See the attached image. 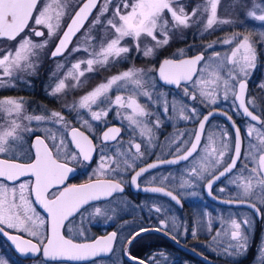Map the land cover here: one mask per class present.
<instances>
[{"label": "snow or ice", "instance_id": "obj_1", "mask_svg": "<svg viewBox=\"0 0 264 264\" xmlns=\"http://www.w3.org/2000/svg\"><path fill=\"white\" fill-rule=\"evenodd\" d=\"M221 0H206L204 5H196L191 12L186 11V5L181 4L178 0H120L115 5V10L111 16L105 17L111 0H103V3L91 20L89 28L85 31L83 45H78L73 48V52L85 51L89 53L90 58L87 60H80L72 64L67 71L64 78L60 79L50 95H58L62 93L68 85L66 80L73 79L76 83L72 86H77L80 81L79 78L85 75V70H81V64L86 63V71L92 72L95 64L102 66L107 65L109 61L115 62L120 59L122 55L131 51L127 44L122 42L126 39L132 41V45L137 52H142L145 57L155 55L157 48H162L169 44L173 33L179 28H189L193 24L205 18L203 31L213 29L216 25H231L237 21L232 18H222L218 16V6ZM38 0H0V38L8 40H16L29 28V23L34 19L33 13L36 10ZM57 4L58 10L55 13L56 23H52L53 16L50 14L52 4L46 5L39 11L38 16L35 17V25H43L48 29V38L56 34L59 29L62 17L66 14L63 6L59 4L58 0H53ZM99 0H83L78 10L71 16L70 22L63 31L59 42L56 45L51 56L63 55L67 50L68 45L72 43L73 37L84 28L85 22L89 21L93 10L97 8ZM235 7H240L244 4V0H233ZM200 13L198 16L197 13ZM245 16L248 19L264 23V3H256L252 0L251 6H246ZM195 17V19H193ZM243 23V21H241ZM97 25L102 26V30L107 33L108 30L113 32L112 38L107 42H101L99 51H95L91 47V41L95 37L90 35L92 29ZM36 37L44 36L43 31L32 29ZM251 32L244 34L241 32H233L231 35L220 41L223 44H231L233 48L230 55H226L220 59V53H215L216 61L203 66V71L206 75H201L200 79L194 80L193 77L197 73L198 65L205 60L201 53L192 58L180 59H165L159 67V77L167 84L181 87V82L187 84L192 82L199 90V97L202 102L208 104H216L219 95L218 89L223 88L224 99L228 98L231 91L235 101H238V108L243 111L244 116L249 117L251 121H255L257 125H264V120L259 114H254L249 110L245 102V93L247 89L246 79H239V75L247 76L248 69L254 67L256 60V47L252 38ZM264 37V33H261ZM147 37L154 43L144 44L142 47L141 38ZM48 43L45 40L43 43H34L28 36H24L18 42V47L15 48L14 54L9 51L0 57V69L3 71V76L11 77L14 71H27V69L34 68L30 57L34 55V49L44 48ZM208 47H213L209 44ZM183 56V49L179 50ZM124 58H127L124 55ZM231 66V67H229ZM60 67H63L60 65ZM235 83H229V81ZM4 81L0 79V85ZM133 85L132 94L127 98L122 95H116L112 100L108 93L117 86L119 88H127ZM146 86L150 85V78L143 69L130 68L122 73L111 77L106 83H102L89 92L87 95L81 97L78 107L86 109L93 121H101L102 117H107L111 108L101 107L97 111L92 110L93 105L111 104L119 108H127L131 110L129 115L124 118L129 121V124L139 129L141 137H147L149 143L152 138V128L148 127L147 121L144 119L150 113L137 100V95H144L151 99L149 91L145 90ZM264 87V86H262ZM184 94L192 100L197 99L195 92H190L187 87L184 88ZM248 104H252L255 108L253 100L249 99ZM165 113L168 112L167 105L164 108ZM173 111H176V105L173 104ZM0 113L5 114L8 119L5 123H0V155L14 153L16 145L23 140L22 132H31L33 129L28 125L22 123L23 120L36 121L37 123L51 121L55 124L67 126L62 113L52 111L50 115H27L24 114V103L22 99L4 98L0 99ZM119 115V113H118ZM179 115L181 119L189 120L196 118L198 113L195 108L190 110V114L186 112V106L179 108ZM211 113L204 115L203 119L199 121L198 130L191 133L192 139L183 140L184 147H177L178 155L173 160L165 161V163H179L180 161H189L192 158L193 166L188 171V176L197 181H204L208 194L212 195L213 185L222 177L233 173L237 168L238 161L242 158V140L239 127L235 128V142L234 154L230 157L228 162H225L224 157L228 151V134L223 133V139L218 134H209L207 142L202 144V136L204 135L205 124L209 119ZM229 120L232 118L229 116ZM89 130L92 125L85 120L83 122ZM155 126H160L159 119L154 121ZM120 134V128H108L102 134V140L106 143L108 141L116 140ZM247 136L253 138L255 135L256 143L249 140L248 151L243 156L245 163L240 169V175H237L229 182L234 184L239 190L237 199L235 201H226L229 203H244L248 207L254 208L257 213L260 208L257 207L252 199L259 200L264 204V127L258 128L256 125H249L247 128ZM70 135L72 143L75 145L77 152L71 156L75 160L77 157H82L85 161H91L92 154L95 151V145L92 139L77 128H72ZM183 136V133L180 134ZM53 141L52 146L46 143L44 138L35 137V142L32 148L35 150L34 156L29 154L26 161H20L15 156L12 159H0V178L5 180H17L21 176L34 177V185L29 188L28 185L21 184L19 194L15 188L9 189L6 186H0V233H3L15 245L18 252L27 254L29 252L35 253L40 250V245H43L44 256L52 260H80L86 259L90 256L96 255L98 252H107L112 248V244L116 239V233L96 240L94 243H76L71 238H65L61 233V229L65 226V221L81 207L91 200L100 199L102 196H110L112 193L120 191L123 192L122 184L116 179L96 180L95 182L73 185L71 187L64 186L59 189L58 186L63 185L68 177V174L73 171L68 166L66 160H61L60 150L64 147V140L60 139L56 143V136L54 134L48 137ZM173 142H177L174 138ZM134 148L135 153L132 154L130 160L128 153L120 149L117 150L116 156H124L123 164L127 168L135 169L134 161L137 158L143 157L144 152L141 151V144L130 141V149ZM129 149V150H130ZM198 157V158H197ZM115 164L116 167L112 168ZM223 167L221 168V166ZM157 164H149L147 167H141L135 174L131 176V184L139 187L138 179L147 172L150 168L157 167ZM101 175H104L111 169L113 172L121 171V161L111 157H101V164L99 166ZM244 173H247L246 175ZM192 179H185L181 182V187L191 186ZM52 188H57V192H51ZM144 191H151L155 193H162L165 196L171 197L172 200L180 204L177 195L172 191L166 190L164 187H145ZM220 192H224L225 188L221 187ZM30 192L35 196V203L41 206L47 217L50 220V234L44 237L40 229L45 224V219L37 214L36 209L32 206L33 201L26 195ZM156 211H160L159 208ZM101 210L96 209V214L99 215ZM174 223V222H173ZM245 224L250 221L245 219ZM167 224L162 221L161 228L155 229L161 231ZM231 237L238 241L237 247L243 248L246 242V236L241 231V223L235 219L230 220ZM6 229H13L17 233H27L28 236L35 237L36 243L30 239H24L21 235H10ZM141 231H147L141 229ZM140 235V232L135 233V236ZM193 237L196 232L193 231ZM219 235V233H217ZM132 237V239L135 238ZM132 239L127 242L130 244ZM136 259L135 257H129ZM0 264H7L4 259H0ZM139 264H144L139 261Z\"/></svg>", "mask_w": 264, "mask_h": 264}, {"label": "flooded vegetation", "instance_id": "obj_2", "mask_svg": "<svg viewBox=\"0 0 264 264\" xmlns=\"http://www.w3.org/2000/svg\"><path fill=\"white\" fill-rule=\"evenodd\" d=\"M40 1L41 0H39L37 3L36 10L34 11L33 16H35V14L37 13V8ZM82 2L83 0H66V21L64 22V24L59 26L60 29L57 30L59 36L55 39L51 51L56 45L60 35L65 30L66 25L71 19V16L74 15L76 10H78ZM119 2L120 0H111L108 12L105 17H102V19H106L107 17L111 16L115 10V5ZM102 3L103 0H99L97 8L93 10L92 16L89 17V21L85 22L84 28H82L81 31L77 33L75 37H73L72 43L69 44L67 50L64 51L63 55L78 42L81 35L84 34L85 31L89 28L91 20L98 13ZM32 29L38 30L39 28L34 27V25H32L30 21L29 28L25 29V32L21 33V36L28 33L32 36V39L34 38L36 40L40 38L34 35ZM104 32L105 31L102 30L101 25H97L94 29H92L90 35L95 37V40L91 41L92 48H95L97 43L101 44L102 41L105 42L110 37L112 38L113 32L111 30H108L107 38L102 39V34ZM21 36L17 37L16 40L0 38V44H14L18 41V39L21 38ZM123 44L130 45L131 47V44H129V42H123ZM199 45L200 44L197 41L169 42L168 45L156 49L155 55L147 58H140V55H138L136 58L133 57L134 49L131 48V51L125 54L127 58H124L123 56L122 58L115 60V62H112L110 60L109 63L104 66L97 64L98 67L96 71H107L111 69V74L113 75L118 72L119 66L123 67L122 64L126 61H128V64L132 62L135 64V62H137L139 63V65L142 64L143 67L149 68V71H147L149 72L150 77L153 79V87L148 88V86H146L147 89L145 90L150 92L152 98L148 99V97L142 94L139 96L137 95L136 98L150 113L149 116H146L143 119L147 121L148 127L152 128L151 143H149L147 137H141L139 131L137 129L134 130V126L130 125L129 121L124 118L126 115H129L131 113L130 109L119 108L108 103L100 104L98 102L97 105L92 106L93 111H97L101 107L111 108V110L108 112L107 117H102L101 121H93L91 119L90 113L86 109H80V113L81 115H83L82 119L84 121L87 120L92 125L91 130H89V128L85 124H79L75 120V116H72L73 113L70 110L67 111L68 113H66L68 114L66 118L69 124L66 126L67 129L64 133V137L61 138L64 140V147L66 148L67 153L66 158H70L77 152V150L72 146V137L70 135L72 128H77L80 131H83L85 135L92 139L93 144L95 145V151L93 152L91 161H85L82 157L79 156L75 160H66L68 166L72 168L73 171L68 174V177L65 180L64 184L58 186L59 189H63L65 185L68 187H71L73 185L78 186L95 182L98 179L103 180L111 178L119 180L121 182L123 192H114L104 200L92 202L87 204L86 206L81 207L78 212L70 216L68 220L64 222L65 226L61 229V233L65 236V238H71L76 243H90L95 240L102 239L115 232L116 239L112 244L111 250L107 252L101 251L99 252L101 253L99 256L94 257L88 261H78L72 263L69 261H53L45 259L42 254L43 245H40V250L37 253L29 252L28 255L24 254L23 257H19L12 250H10L9 246L4 242L10 250V253L8 252V254L10 255V259H8L9 263L11 262L10 264H137L136 262L130 260V256L136 258L133 260L143 261L144 264H162V257H160V261L158 259L159 254L164 255L165 257H167L168 254H174L175 256H177L178 258L174 259L172 264H203L201 261L180 251L165 237L157 233L144 232L132 239V237L135 236V233L142 232L141 229L150 230L161 228L162 221L167 224V227L168 225L173 226L174 232L167 227H164L160 232L167 234L181 246L194 251L208 259H210L209 257L216 256L221 260V264L255 263V259L257 256V247L260 243L259 227L261 210L260 218L257 219L249 210L246 209L254 217L256 223L252 235L251 245L246 249L244 254H241L240 256L236 255L235 258H224L222 255L209 252L208 249L211 245L210 238L206 234L202 224L206 213H208L207 210L211 211L212 207H217L220 209L239 208L221 206L208 199L205 191L206 183L204 181H197L194 178H190L188 176V171L193 166L192 158H190L189 161H181L171 166H162L159 168L148 170L138 179L137 183L139 187L131 184V176L134 175L135 171H138L139 168L145 167L155 161H166L169 159H174L176 155H178V153L176 152V148L184 147L182 143L183 140L190 141L192 139V137L187 138L188 135L186 137L182 136L181 138L178 136L177 130H179L181 127L179 125V117L177 115L178 113L176 114L172 111V104L181 103L184 101L183 89L185 87H188L191 82L188 84H182L179 88H170L163 86L156 79V69L159 63L164 59H180L184 57H191L196 54H201ZM180 49H183V56H181L179 52ZM85 54L87 53L83 50L77 51L76 53H74V55L72 54L69 61L74 60L77 57L83 58L85 57ZM63 55H60L58 58H54L51 60H49L47 57L48 60H46L48 63H53V60L57 61L61 57H63ZM67 64L69 65L70 62ZM68 65L65 66L68 67ZM48 68L40 69V67L38 66L36 71H34L30 75L29 73H21V77L16 78V80L14 81V88H12L11 91H4L5 89H2L0 92H4L6 94L24 93L22 94L24 106L27 107L28 112L32 115H38L41 108H45L43 106L40 107V105L43 104V98L46 99V97L49 98L50 96L52 98V95L49 94V89L46 88L47 86H49L48 81L50 77L46 74V70ZM123 68L124 70H126V67ZM97 75L103 76L104 74L89 73V75L85 74L83 77H81V80H79L80 83L75 87L72 86L73 90L66 91L67 93L64 94L66 99H68V102L71 101L74 96H77L79 93L83 92L82 89H84V94L87 93L85 92L87 90V84H89L93 78L98 77ZM113 75L109 76L105 74V77L103 78L105 80L101 79L100 77L99 80H101L102 83H106L111 77H113ZM70 79L71 78H69V81ZM75 83L73 82L72 85ZM78 87L83 88L77 90ZM133 87L134 86L131 84H129L126 89L113 86V88L108 93V96L112 100L115 99L116 95H122L123 97L127 98L132 94ZM73 91H76V95L73 94ZM187 99V114H190V110L192 108H195L198 113V116L196 117L197 121L196 123H194V128L192 131L193 133L200 118L208 111L215 108L200 109L197 106L193 105L195 100H192L189 97H187ZM56 100L57 99H55L54 101L46 100L47 108L52 110L55 109V104L58 102ZM166 105L168 107L167 113H165L164 111ZM157 113H159V116L155 115ZM229 114L237 123L240 131V121H245L252 124L251 122L241 118L238 112H235V114L240 118V120H237L232 113ZM154 119H159L160 121V126L158 128L154 124ZM217 120L222 122V124H224V126L229 129L221 119L212 118L205 127L204 135L209 126L211 124H214ZM108 128H120V134L117 136L116 140L108 141L105 143L101 137L103 132ZM204 135L202 136V144L205 140ZM37 136L44 138L46 143L49 144L50 147L52 146V143L39 133H32L29 136L26 145L28 146L31 155L33 156L34 150L32 148V144L34 138ZM174 138L177 142H173ZM59 141L60 139H57L56 143L58 144ZM130 141L140 143L141 151L144 152L143 157L137 158L134 161L135 169L127 168V166L122 163L125 159L124 156H116L117 150L120 149L121 151L128 153V158L130 160L132 154L135 153L134 148L130 149ZM232 149L228 159L225 160V162H228L230 160ZM102 156L119 159L121 161L122 170L119 172H113L111 171V169H109L107 173L101 175L99 166L101 164ZM61 157L62 156L60 155V158ZM240 165L241 160L238 161L237 168L233 170V173H230L213 186L212 195L214 197L223 200L237 199V194L232 193L235 185L232 186L228 184L226 180L238 170ZM115 167L116 165L113 164L112 168ZM222 167L223 165L221 166V168ZM185 179H192L193 182L191 186H180L181 182ZM0 183L7 185L8 187H16L17 193L19 194V186L21 184H25L28 185L29 188H31L34 185V177H21L15 180L13 183L0 178ZM145 187H164L166 190L172 191L174 195H177L178 199L180 200V204H177L176 201L168 198L163 194L146 192L143 190ZM221 187L225 188L224 192L219 191ZM57 190V188H52L50 190V193L57 192ZM26 195L33 201L32 206L36 209L37 214L45 219V224L40 229V231L44 237H47L50 234V220L47 217V214L44 212L43 208L34 202V194L26 192ZM232 195L234 197H229ZM97 208L101 210V213L99 215L96 214ZM157 208L160 209L159 212L156 211ZM213 214L214 212L208 213L210 217H213ZM6 231L13 235L19 234L24 239H30L33 241V243H36V238L28 236L27 233H17L13 229H6ZM193 231L196 232L195 237H193L192 235ZM0 239L3 241L1 236ZM129 239H132V242L130 244L127 242ZM3 257L7 259L6 256H2L1 259H3ZM163 264H166L165 260H163ZM260 264H264V256L262 257Z\"/></svg>", "mask_w": 264, "mask_h": 264}, {"label": "rangeland", "instance_id": "obj_3", "mask_svg": "<svg viewBox=\"0 0 264 264\" xmlns=\"http://www.w3.org/2000/svg\"><path fill=\"white\" fill-rule=\"evenodd\" d=\"M59 4L63 6V9L66 13V0H58ZM179 3L183 4H187L190 5V7H188V9L186 10L187 12H191L192 8H194L196 5H204L206 4V0H178ZM189 2H193V3H189ZM52 4V9L50 10V14L53 16V21L52 23L55 25L56 23V19H55V13L58 10L57 8V4L53 3V0H41L39 3V6L37 8V13L35 14L34 19L36 16H38L39 11L42 10L46 5L48 4ZM225 3V4H222ZM252 0H244V4H242L240 7H235L233 4V0H221L220 5L218 6V16L222 17V18H232L235 19L237 22L235 24H231V25H216L214 26L213 29H209L208 31H203V25L205 23V19H206V15L205 14V18L201 19L199 21V23L197 24H193L191 27L189 28H179L177 29L173 35H172V39L170 40V42H175V41H183V38L185 37L186 33H191L190 35L194 34L195 35V40L200 44V51L201 53H203L205 60L202 61V63L199 66L198 69V74L196 76V78L194 80L200 79L201 75H206V73H204L203 71V66H205L206 64L209 63H213L214 61H216V57H215V53H220V59H223L226 55H230L231 50L233 48V45L231 44H223L220 41H222L224 38H226L227 36L231 35L233 32H241L244 34H247L249 32H251L253 34L252 38L253 41L255 42V47H256V60L254 63V67L248 69V73L247 76H244L242 74L239 75V79H246L247 84H249V89H248V93H247V97H246V103L248 105V107L255 113V114H259L261 116V119L264 120V37L261 36V33H264V23L255 21V20H251L246 18L245 16V11H246V6H251ZM256 3H264V0H256ZM224 5V6H223ZM229 13H235L234 15H228ZM197 15L199 16L200 13L198 12ZM66 17L67 15L65 14L60 22V25L64 24V22L66 21ZM34 19L31 21L32 25H34V27L39 28L40 30H42L44 32V36H41L38 39H32V36L27 34H24L22 37L24 36H28L32 39V41L34 43H43L45 40H48L47 45L44 48H37L34 49V55H32L30 57L31 62L34 65V68H30L27 69V71H14L13 75L11 77H5L3 76V71L2 69H0V79H2L4 81V83L2 85H0V91L2 89H5L4 91H11L12 88H14V81L16 80V78L21 77V73H29L32 74L34 71H36L37 67L39 66L40 69L41 68H48L46 70V74L49 77V81H48V85L46 88L49 89V92L52 91V89L55 87L56 83L64 78L65 74L67 73V71L71 68L72 64L80 61V60H87L88 58H90L89 53L86 52L87 54H85V57L81 58V57H77L74 60L69 61V59L71 58L72 54L74 55L73 52V48L78 46V45H83L84 42V34L81 35L80 39L78 40V42L73 45L71 47V49L69 51H67L63 57H61L59 60L55 61L53 60V63H48L46 61L49 52L51 51L52 46L54 45L55 39L59 36V33L56 31V34L54 36H52L50 39L48 38V29L46 27H44L43 25H35L34 23ZM195 19V17L193 18ZM241 21H243V23H241ZM60 29V28H59ZM193 35V36H194ZM204 37H206L205 39H203ZM18 39L17 42H15L14 44H0V57H2L3 55H5L6 53H8L9 51L13 52L14 54V50L16 47H18V42L21 40ZM107 38V33H103L102 34V39ZM111 38V37H110ZM109 38V39H110ZM107 41H105L106 43ZM123 42L131 44L128 45L130 48L134 49V55L133 57H137L138 55H140V58H145V56L142 54V52H137L135 47L132 45V41L130 39H126ZM122 42V43H123ZM141 42H142V47L144 44H152L154 42H152L150 40V38L147 37H142L141 38ZM189 42V41H188ZM209 44H212L213 47H208ZM100 45L98 44L95 46L94 50L95 51H99L100 49ZM158 49V48H157ZM156 52V51H155ZM125 55V54H124ZM122 55V57L124 56ZM121 57V58H122ZM147 58V57H146ZM70 64L68 65L67 63ZM136 64V65H135ZM135 64L132 62L130 64H128V61L124 62L122 64L123 67H126V70L130 69V68H137V69H143L146 74H147V78H150V85L152 86H148V88L153 87V79L150 77L149 75V68L148 67H143V65H139V63L135 62ZM60 65H62L63 67H60ZM65 65H68V67H66ZM45 66V67H43ZM51 66V67H50ZM98 65L95 64L93 66V71L92 72H88L86 71L87 69V65L86 63L81 64V70H85V74H104L103 76H99L95 77L91 80V82L89 84H87L86 86V91L87 93H83L84 89H82L83 87H78L77 90L82 89L83 92L79 93L77 96H74L71 101L68 102V99H66V97L64 96L65 93H67L66 91H72L73 87H72V83L75 81L72 79L66 80V84L68 85V88H66L62 93L58 94V95H52L48 98L46 97V99L43 98L42 102L43 104L40 105V107H45V108H41L40 112L38 115L44 114V115H50V113L52 111H57L62 113V115L64 116L65 120L68 122L66 116L68 114L67 111H71L73 114L72 116H75V120L79 123V124H84V120L82 119L83 115H81L80 113V108L78 107L79 101L81 99V97L87 95L89 92H91L93 89H95L97 86H99L102 82L101 80H99V77L101 79H103L105 77V74L111 76L113 74H111V69L107 70V71H96L97 70ZM100 67V66H99ZM119 66L118 67V72L115 73V75H118L120 73H122L124 70V68ZM231 67V66H229ZM99 69V68H98ZM148 70V71H147ZM260 75V79L263 82H259V84L255 83V77L256 74ZM113 75V76H115ZM259 77V75H258ZM79 80H81V77L79 78ZM99 80V81H98ZM105 80V79H103ZM98 81V82H97ZM229 83H235L234 81H229ZM92 87V88H91ZM115 87V86H114ZM189 89L190 92H195L197 95V99L194 102V106H197L200 109H210V108H215V109H220V110H224L227 113H232L234 115V117L238 120H240L239 117H237V115L235 114L236 109L233 103V95L231 93V91L228 94V98L225 100L224 99V92H223V88L221 87L220 89H218L219 95L217 97V103L212 105V104H208L206 102H202L201 98L199 97V90L193 85V83L191 82L190 85H188L187 87ZM92 89V90H91ZM147 89V88H145ZM91 90V91H90ZM184 92V89H183ZM83 93V94H82ZM24 94V93H22ZM21 93H4V92H0V99H4V98H15V99H22L23 100V95ZM73 94L76 95V91H73ZM139 96V95H138ZM187 97L184 94V101L181 103H174L176 105V111H172L175 112L178 117H179V125L181 126L179 130H177L178 132V136L181 138L182 136L180 135L181 133H183V136L187 138L191 137V133L193 131L194 128V123H196L197 118H193V119H189V120H184L180 118L179 115V108L183 105L188 107L187 104ZM55 99H57L56 101H58L55 104V109H48L46 106V100L48 101H54ZM249 99L253 100L255 103V108L253 107L252 104H248ZM24 103V101H23ZM192 105V107H193ZM61 107V108H59ZM69 109H68V108ZM47 108V109H46ZM172 108H173V104H172ZM228 113V114H229ZM24 114L27 115H32L31 113L28 112L27 107L24 106ZM156 116H159V113L155 114ZM230 115V114H229ZM8 117L3 114L0 113V123H5L7 121ZM139 119H143V118H139ZM157 120V119H154ZM23 124L28 125L29 127H31L33 129V131L31 132H22V136H23V140L20 141L15 148V152L14 153H8L6 155H0V158H8V159H12L14 156L15 158H17L20 161H26L29 158V154H31L30 150L28 149L27 144V140L29 138V136L32 133H39L40 135H42L43 137H45L46 139H48L52 144L53 141L51 139H49V135L54 134L56 136V141L57 139H61L62 137H64V133L67 129V127H65L64 125L61 124H55L52 123L51 121H45V122H40L37 123L36 121H32L31 123H29V121L27 120H23L22 121ZM69 124V122L67 123V125ZM240 128L242 131V139H243V150H242V159H241V165L238 168V170L231 176L229 177L226 182L230 185H234L232 183H230L229 181L231 179H234L237 175H240V169L242 168L243 164L245 163V161L243 160V156L247 153L248 151V145H249V140L251 139L253 143H256L255 140V135L253 136V138H249L247 136V128L250 125V123L245 122V121H240ZM251 125H255V124H251ZM258 128L264 127V125H256ZM139 131V129H137ZM227 133L228 134V139H227V143L229 145L228 147V151L227 154L224 157V160H227L231 149H232V144H233V140H232V134L230 133L229 129H227L224 124H222V122L220 121H216L214 124H211L209 126V128L206 130V133L204 135V143L207 142V136L209 134H218L221 139H223V133ZM66 148L62 147L60 150V155L62 156V160H72L71 157L70 158H66ZM245 175L247 173H244ZM0 186H6L4 184L0 183ZM9 189H12L13 187H8ZM16 189V187H14ZM238 189L235 188L233 189L234 194L238 193ZM229 197H234L229 196ZM252 202H254L261 210V219H260V231H259V245L257 247V256L255 259V263L254 264H260L262 257L264 256V204L260 203L259 200L256 199H252ZM208 213L210 212H214V216L210 217L208 215V213H206L204 220L202 221L203 224V228L205 229L206 234L208 235V237L210 238V247H209V252L213 253V254H219L222 255L224 258H235L236 255H241L244 254L246 249L250 247L251 242H252V235H253V231H254V227H255V219L254 217L251 215V213L249 211H247L244 208H239V209H230V208H217V207H212L211 211L207 210ZM235 219L238 223H241V231L242 233L246 236V242L243 248H239L237 247L238 241L233 240L231 237V227H230V220ZM245 219H247L248 221H250L249 224H245L244 221ZM168 229L172 230L174 232L173 226L168 225L167 227ZM217 233H219V235H217ZM8 248L6 246V244L1 240L0 242V259L2 256H7L8 257ZM154 256V254H153ZM159 256V261H160V257H162V264H163V260L166 261V264H172L173 260L178 258L177 256H175L174 254H168L167 257H165L164 255H158ZM238 256V257H239ZM211 260L215 261V262H219L220 263V259L216 256L213 257H209ZM3 259L7 262V264H10L8 259L10 258H5L3 257ZM222 263V262H221ZM185 264H196V263H185Z\"/></svg>", "mask_w": 264, "mask_h": 264}, {"label": "water", "instance_id": "obj_4", "mask_svg": "<svg viewBox=\"0 0 264 264\" xmlns=\"http://www.w3.org/2000/svg\"><path fill=\"white\" fill-rule=\"evenodd\" d=\"M38 1H39V0H38ZM69 22H70V21H69ZM69 22H68V23H69ZM66 26H67V25H66ZM65 30H66V28H65ZM38 31H41V30L38 29ZM62 34H63V33H62ZM62 34L60 35V37L62 36ZM60 37H59V38H60ZM58 42H59V39H58L56 45L58 44ZM56 45H55L54 48L52 49L51 53L54 51ZM68 46H69V45H68ZM51 53L49 54V59H53V57L51 56ZM196 55H199V54H196ZM196 55H193V56H191V57H184V59L192 58V57H195ZM58 57H59V56H56V57H54V58H58ZM164 60H165V59H164ZM162 63H163V60L159 63V65H158V67H157V69H156V79H157V81H158L161 85H163V86L170 87V88H176L175 85L167 84V83H165L163 80L160 79V77H159V67H160V65H161ZM198 67H199V65H198ZM197 71H198V68H197ZM196 74H197V73H196ZM195 76H196V75H195ZM195 76L193 77V79L195 78ZM190 82H191V81H190ZM190 82H188V83H190ZM188 83H187V84H188ZM182 84H185V83H184V82H181V85H182ZM247 90H248V84H247V89H246V93H245V102H246ZM233 103H234V105H235V109L237 110V112L239 113V115L241 116V118H243V119H245V120H247V121H249V122H251V123L257 125L255 121H251L249 117L244 116L243 111L240 110V109L238 108V104H239V102H238V101H235L234 97H233ZM246 106H248L247 103H246ZM249 110L252 111L250 108H249ZM209 113H211V115L209 116V119H208V121L206 122L205 127H206L207 123H208L212 118H218V119H221V120L226 124V126L229 128V130L231 131L232 139H233V149H232V155H233V154H234V142H235V128L233 127V122H235L234 119H233V118H232V117H231L226 111H224V110H220V109H212V110L208 111V112H207L206 114H204V115H207V114H209ZM253 113H254V112H253ZM254 114H255V113H254ZM204 115H203V116H204ZM203 116L200 118V120L203 119ZM229 116L232 118L231 120L228 119ZM200 120H199V121H200ZM199 121H198V123H197V125H196V129H195V131L198 130ZM235 125H236V127H238V125H237L236 122H235ZM240 134H241V131H240ZM241 140H242V147H243L242 134H241ZM34 142H35V138H34V140H33V143H34ZM72 146H73L74 149H76V147H75L74 144H73ZM242 147H241V152H242ZM33 150H34V149H33ZM76 150H77V149H76ZM34 152H35V150H34ZM92 155H93V154H92ZM232 155H231V156H232ZM0 159H2V158H0ZM170 160H173V159H169V160H166V161H170ZM180 162H181V161H180ZM154 163L158 165V166L155 167V168H159V167H162V166H171V165H173V163H165V161H155V162H152V163H150V164H154ZM174 164H177V163H174ZM148 165H149V164H148ZM145 167H147V166H145ZM151 169H154V168H150L149 170H151ZM228 175H229V174H228ZM226 176H227V175H226ZM226 176H225V177H226ZM21 177H25V176H21ZM21 177H20V178H21ZM223 178H224V177H222L221 179H223ZM221 179H220V180H221ZM220 180L216 181V183L219 182ZM7 181L10 182V183H13L15 180H11V181H10V180H7ZM216 183H215V184H216ZM215 184H214V185H215ZM214 185H213V186H214ZM205 191H206V195H207L208 199H210L212 202H214V203H216V204H218V205L225 206V207H232V208H244V209L249 210V211L255 216V218H257V219L260 218V212L257 213L256 210H255L254 208L248 207L247 204H244V203H234V202L229 203V202H226V201H235V200H223V199L216 198V197H214L213 195H209V194H208V190H207V188H206V185H205ZM146 192H151V191H146ZM151 193H155V192H151ZM158 194H162V193H158ZM107 197H108V196H102L100 199H97V200H91V201H89L87 204L92 203V202H96V201L104 200V199H106ZM167 197H168V196H167ZM168 198L171 199V197H168ZM87 204H85V205H83V206H86ZM83 206H82V207H83ZM144 232H152V233H157V234H159V235H162V236L165 237L170 243H172L176 248H178L180 251H182V252L186 253L187 255H190V256H192L193 258H195V259L201 261L203 264H221V263H218V262H214V261H212V260H210V259H208V258H206V257H204V256H202V255H200V254H198V253H196V252H194V251H191V250H189V249H187V248L181 246L179 243H177V242H176L175 240H173L170 236H168L167 234H165V233H163V232L156 231L155 229H150V230H147V231H142V232H140V234H142V233H144ZM9 234H10V233H9ZM10 235H13V234H10ZM0 236H1L2 239L8 244V246L10 247V249H11V250H12L17 256H19V257H23L24 254H21L20 252L17 251L15 245L12 243L11 240L8 239V237H7L6 235H4L3 233H0ZM135 237H136V236H135ZM95 241H96V240H95ZM95 241L90 242V243H94ZM35 253H37V252H35ZM42 254H43V257H44L45 259H47V260H52V259L47 258V257L44 256L43 249H42ZM100 254H101V253L98 252L96 255L90 256V257H88V258H86V259H80V260H63V259H57V260H53V261H69V262L75 263V262H78V261H88V260H90V259H92V258H94V257L99 256ZM106 254H107V253H106ZM27 255H28V253H27ZM130 260H132V261L136 262L137 264H139V261H138V260H133V259H130Z\"/></svg>", "mask_w": 264, "mask_h": 264}, {"label": "trees", "instance_id": "obj_5", "mask_svg": "<svg viewBox=\"0 0 264 264\" xmlns=\"http://www.w3.org/2000/svg\"><path fill=\"white\" fill-rule=\"evenodd\" d=\"M190 4L191 3H193V2H189ZM183 4H184V2H183ZM222 4H225V3H222ZM186 5V10L188 9V7H190V5H187V4H185ZM224 6V5H223ZM235 13H229L228 15H234ZM191 33H186V35H185V37L183 38V42H196V40H195V35L194 34H192V35H190ZM194 35V36H193ZM206 37H204L203 39H205ZM47 61V60H46ZM258 75H259V77H258ZM260 75H261V73H259V74H256V77H255V83L256 84H259V82H262L261 81V79H260ZM263 83V82H262ZM259 229H260V227H259ZM0 242H1V239H0ZM4 242V241H3ZM7 246V245H6ZM8 248V247H7ZM8 250H9V248H8ZM9 253H10V250H9ZM7 257V256H6ZM7 258H10V255L8 254V257Z\"/></svg>", "mask_w": 264, "mask_h": 264}]
</instances>
